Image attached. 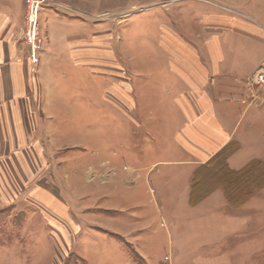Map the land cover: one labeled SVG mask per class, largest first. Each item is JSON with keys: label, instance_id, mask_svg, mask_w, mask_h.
I'll return each mask as SVG.
<instances>
[{"label": "rangeland", "instance_id": "1", "mask_svg": "<svg viewBox=\"0 0 264 264\" xmlns=\"http://www.w3.org/2000/svg\"><path fill=\"white\" fill-rule=\"evenodd\" d=\"M34 1L36 60L29 0H0L37 93L22 146L39 152L29 176L0 152V179L16 182L0 197V264H264V159L239 138L247 95L264 135V85L247 81L264 63V0ZM191 87L236 124L216 154L229 147L237 173H217L196 204L171 138L147 135L178 129L173 109ZM221 217L244 234H219Z\"/></svg>", "mask_w": 264, "mask_h": 264}, {"label": "crops", "instance_id": "2", "mask_svg": "<svg viewBox=\"0 0 264 264\" xmlns=\"http://www.w3.org/2000/svg\"><path fill=\"white\" fill-rule=\"evenodd\" d=\"M235 10L237 13H242L244 15L250 14L248 11H245V13L242 12L240 8ZM11 24V12L0 7V129L4 128L6 131L4 136L0 135V152H8L13 161L11 165V174L16 170L15 166L19 164L24 175L29 176L30 174H35V167L32 166L35 163L33 162V155L36 154L39 157V152L36 148H32L34 146H22L23 143L27 142L30 136L27 132L28 127L23 123V120L26 119V114L24 117L22 112L27 111V107L31 112L32 99L37 93L34 92L35 89L30 87L31 77L27 71V61L25 57L20 54V47L9 38L8 33L10 32L11 34L13 30V24ZM5 31L9 32L5 34ZM226 65L230 66V63H226ZM254 68L255 70L257 69L256 66ZM254 68L252 71H254ZM251 73L249 75H251ZM248 77L249 76H247V78ZM187 91L186 94H183V98L179 100L180 103L178 108L176 107V109H173L177 120L175 128L178 129H176L175 132L174 130H171L170 133L167 132L168 135L162 130H148L147 135L154 137L158 136L160 138L158 143L163 142V134L165 138H171L168 140V143L173 142L177 150L173 152L176 156L173 155L174 158L169 162L173 163V165L187 168L185 174H188L190 178L193 177L194 172L201 165L205 164L224 145L231 141L234 133L229 129H232L233 126L235 127L236 124L232 123L234 119L232 115L225 113V110L219 108L214 100L211 99L210 104L207 103L205 97L201 96L197 88L191 87ZM209 96H211V93L207 92V98ZM247 97L244 100L246 105L244 112L245 130L242 136H240L241 134L239 135V138L244 144V150L248 155V159H264V135L262 133L259 134V131L256 130V118L254 119L252 113L253 110H256V107L246 103ZM191 98H194V104ZM148 108H150L149 112L151 113L149 114V118L154 121L161 118V115L153 114L155 111L154 107L149 105ZM162 117H165V113H163ZM172 120L175 121L174 119ZM209 128L213 129L211 139H207L208 137H206V135H209V132H206ZM208 143L211 145H206ZM177 154L179 156H177ZM25 157L27 158L24 159ZM5 181L6 183L0 179L1 198L5 197L6 193L9 197L10 193H14L15 190L14 184H16V182L14 177L11 181L7 179H5ZM44 197L47 200L49 199L48 203H53L55 200H51L48 195H44ZM187 202L189 203V194ZM208 217L205 211L202 216H197L198 220H204ZM223 218L226 220V228H223L225 232L221 231L219 234L224 237H229L231 235L235 236L237 234L240 235L241 233L244 234L242 231H239L241 233H237V230L232 231V219L230 217H221V219ZM182 222L183 220L178 221L177 225L183 224ZM119 231L123 232V229ZM219 238L221 239L222 237L219 236Z\"/></svg>", "mask_w": 264, "mask_h": 264}, {"label": "trees", "instance_id": "3", "mask_svg": "<svg viewBox=\"0 0 264 264\" xmlns=\"http://www.w3.org/2000/svg\"><path fill=\"white\" fill-rule=\"evenodd\" d=\"M229 147L223 149L218 154H216L211 160L207 163L201 165L195 172L192 177V184L189 194V203L196 204L202 199H204L208 194H210L214 188L216 187L215 178L217 177V173L221 171H232L226 161V154ZM228 155V154H227ZM223 157V158H222ZM223 159V162H218L215 164L216 161H220ZM234 172V171H232ZM237 173V172H234ZM211 176V177H210ZM209 178V180H207Z\"/></svg>", "mask_w": 264, "mask_h": 264}, {"label": "built area", "instance_id": "4", "mask_svg": "<svg viewBox=\"0 0 264 264\" xmlns=\"http://www.w3.org/2000/svg\"><path fill=\"white\" fill-rule=\"evenodd\" d=\"M30 2V11H29V22L31 24V29L28 31V37L30 42L33 45L32 51L35 58V37H36V27H37V8H35V1L29 0ZM36 60V58H35ZM248 84L252 88L257 86L264 85V63L259 65L257 69L248 77Z\"/></svg>", "mask_w": 264, "mask_h": 264}]
</instances>
